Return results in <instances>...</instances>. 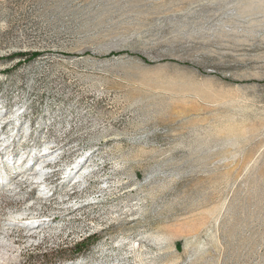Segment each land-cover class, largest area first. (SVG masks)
Listing matches in <instances>:
<instances>
[{"label": "rangeland", "instance_id": "rangeland-1", "mask_svg": "<svg viewBox=\"0 0 264 264\" xmlns=\"http://www.w3.org/2000/svg\"><path fill=\"white\" fill-rule=\"evenodd\" d=\"M1 121L0 264H264V0H0Z\"/></svg>", "mask_w": 264, "mask_h": 264}, {"label": "bare ground", "instance_id": "bare-ground-1", "mask_svg": "<svg viewBox=\"0 0 264 264\" xmlns=\"http://www.w3.org/2000/svg\"><path fill=\"white\" fill-rule=\"evenodd\" d=\"M1 124L2 123H0V127L2 126ZM28 157H29V159L26 162L24 161L25 162L24 170H22V172L19 173V174H22L23 177H25L26 179H29V180L34 179L33 183H35V184L36 183L40 184L39 185V190L43 191V192H40V193L43 194L44 197H49V196L53 195L54 191H51L52 187L46 182V175H47V173H49V171H47V164L48 163L45 164V160L44 159L36 158L37 157L36 154H32V155H30ZM47 161H48V159H47ZM84 162L85 161L83 159H81V158L78 159L75 162V164L72 165L73 169L71 171L69 169H67V171H66L67 175H66L65 179L62 180V182L70 181L72 179V177H73L72 175H74L75 172L77 173L79 171V168L84 164ZM20 163H23L22 160H21ZM30 168H31V170H30ZM19 181H20V179H19ZM9 182H10L9 184L11 186L15 181L13 182V180L10 179ZM20 214H23V213H20ZM47 221H50V220H48V219L39 220V218H34L33 222H30V223H31L32 226L38 227V226H40L42 224H45V222H47Z\"/></svg>", "mask_w": 264, "mask_h": 264}, {"label": "trees", "instance_id": "trees-1", "mask_svg": "<svg viewBox=\"0 0 264 264\" xmlns=\"http://www.w3.org/2000/svg\"><path fill=\"white\" fill-rule=\"evenodd\" d=\"M27 55H29V54L26 53V52H21V53L15 54L14 56H11V58H12V57H17V56H19V57H22V58L25 57L26 59H28L29 56H27ZM31 55H32V54H31ZM33 55L35 56V54H33ZM81 245H82V242H81L80 244H77L76 248H80Z\"/></svg>", "mask_w": 264, "mask_h": 264}]
</instances>
